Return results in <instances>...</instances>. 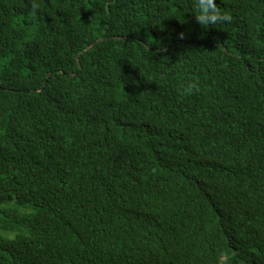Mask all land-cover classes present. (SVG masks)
<instances>
[{"label": "trees", "instance_id": "1", "mask_svg": "<svg viewBox=\"0 0 264 264\" xmlns=\"http://www.w3.org/2000/svg\"><path fill=\"white\" fill-rule=\"evenodd\" d=\"M37 2L0 0V264H264V0Z\"/></svg>", "mask_w": 264, "mask_h": 264}, {"label": "clouds", "instance_id": "2", "mask_svg": "<svg viewBox=\"0 0 264 264\" xmlns=\"http://www.w3.org/2000/svg\"><path fill=\"white\" fill-rule=\"evenodd\" d=\"M193 17L195 22L201 27L208 28L218 24L230 23L233 20L232 15L226 11H221L215 0H194ZM40 8L37 0L31 4V12L35 16ZM189 87L194 88L195 84ZM188 90L187 88L185 89Z\"/></svg>", "mask_w": 264, "mask_h": 264}, {"label": "water", "instance_id": "3", "mask_svg": "<svg viewBox=\"0 0 264 264\" xmlns=\"http://www.w3.org/2000/svg\"><path fill=\"white\" fill-rule=\"evenodd\" d=\"M90 48H92V47H90Z\"/></svg>", "mask_w": 264, "mask_h": 264}]
</instances>
